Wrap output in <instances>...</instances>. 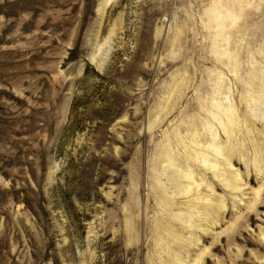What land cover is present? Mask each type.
Masks as SVG:
<instances>
[{
  "label": "rangeland",
  "instance_id": "obj_1",
  "mask_svg": "<svg viewBox=\"0 0 264 264\" xmlns=\"http://www.w3.org/2000/svg\"><path fill=\"white\" fill-rule=\"evenodd\" d=\"M0 264H264V0H0Z\"/></svg>",
  "mask_w": 264,
  "mask_h": 264
}]
</instances>
